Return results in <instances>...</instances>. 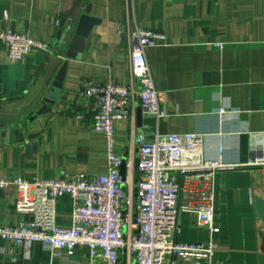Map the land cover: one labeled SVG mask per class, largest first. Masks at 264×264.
I'll list each match as a JSON object with an SVG mask.
<instances>
[{
    "label": "crops",
    "instance_id": "obj_1",
    "mask_svg": "<svg viewBox=\"0 0 264 264\" xmlns=\"http://www.w3.org/2000/svg\"><path fill=\"white\" fill-rule=\"evenodd\" d=\"M87 8L100 23L81 59H69L60 99L42 109L46 70ZM136 27L166 35L164 44L146 48L166 116L158 120L146 113L137 98L134 118L114 122L124 175L135 183L138 133L203 134L205 156L233 165L214 176L219 230L212 238L218 249L211 260L178 258L174 264H264V226L254 202V195L264 191V166L249 164L264 152V136L253 138L264 133V0H0V31L27 33L49 45L12 63L0 40V176L32 182L106 172V141L91 129L93 107L82 92L89 81L115 80L138 88L130 75L128 38ZM221 106L236 112L222 115ZM16 199L14 186L0 189V226L21 219ZM72 210L71 196L61 195L57 224L69 226ZM178 227L179 242L206 243L211 237L192 213H180ZM0 264H89L88 250L78 246L64 259L37 241L23 247L0 239ZM121 264L136 262L124 256Z\"/></svg>",
    "mask_w": 264,
    "mask_h": 264
},
{
    "label": "built area",
    "instance_id": "obj_2",
    "mask_svg": "<svg viewBox=\"0 0 264 264\" xmlns=\"http://www.w3.org/2000/svg\"><path fill=\"white\" fill-rule=\"evenodd\" d=\"M128 38L132 42L130 75L138 88L115 80L89 81L82 92L93 107L91 129L106 141V172L64 173L57 179L32 182L22 176H0V189L16 188L14 210L21 215L16 224L0 226V239L23 247L37 241L64 259L85 246L89 264H121L124 256L134 258L136 264H174L178 258L211 260L218 249L212 235L219 230L214 221V176L233 165L205 156L203 134L142 131L134 138L139 179L134 183L121 174L123 158L116 151L114 122L134 118L137 98L146 113L158 120L166 116L146 58V48L164 44L166 35L136 27ZM0 40L12 63L49 48L13 29L0 31ZM234 112L223 106L218 110L222 115ZM219 139L222 143L223 133ZM219 148L222 152L223 145ZM249 164L264 166V152ZM63 194L72 198L69 226L56 222V204ZM182 212L194 214L196 225L210 231L208 242L176 240Z\"/></svg>",
    "mask_w": 264,
    "mask_h": 264
},
{
    "label": "water",
    "instance_id": "obj_3",
    "mask_svg": "<svg viewBox=\"0 0 264 264\" xmlns=\"http://www.w3.org/2000/svg\"><path fill=\"white\" fill-rule=\"evenodd\" d=\"M100 23V19L90 14V8H87L82 13L77 21L73 22L61 41V46L58 53H55L54 57L46 70L41 87V101L43 102L42 109L47 107V104L53 105L61 97V90L63 89V83L67 71V65L69 59L79 60L82 57V53L85 49L93 27ZM61 62V64H59ZM59 65V67H57ZM41 112V109L40 111ZM141 109L138 110V118L140 117ZM264 133H258L253 135L254 137H263ZM125 158H123L121 166V174L124 175ZM134 180L139 179L138 158L134 163ZM255 211L258 220L264 226V191L260 194L254 195ZM264 235V233H263Z\"/></svg>",
    "mask_w": 264,
    "mask_h": 264
}]
</instances>
